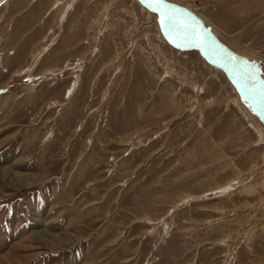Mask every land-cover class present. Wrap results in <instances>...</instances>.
<instances>
[{"label": "rangeland", "instance_id": "374dc122", "mask_svg": "<svg viewBox=\"0 0 264 264\" xmlns=\"http://www.w3.org/2000/svg\"><path fill=\"white\" fill-rule=\"evenodd\" d=\"M166 2L0 0V264H264V0Z\"/></svg>", "mask_w": 264, "mask_h": 264}, {"label": "snow or ice", "instance_id": "6c2138e0", "mask_svg": "<svg viewBox=\"0 0 264 264\" xmlns=\"http://www.w3.org/2000/svg\"><path fill=\"white\" fill-rule=\"evenodd\" d=\"M151 7L154 12H157L160 23H161V29H164V26L167 24L170 28H176L177 27V20L178 17L175 15L174 11L170 10V5L167 4L166 0H151ZM182 30L187 31L188 25L182 24L179 26ZM193 32H195V29H192ZM167 35V33H165ZM194 39L199 42L203 43V40L199 37V35H195ZM252 77H254V73L251 74ZM259 83V82H256ZM261 96L264 97V87L260 88Z\"/></svg>", "mask_w": 264, "mask_h": 264}, {"label": "water", "instance_id": "95a60500", "mask_svg": "<svg viewBox=\"0 0 264 264\" xmlns=\"http://www.w3.org/2000/svg\"><path fill=\"white\" fill-rule=\"evenodd\" d=\"M138 1V3L142 6V7H144V8H146V9H151L152 10V7H151V0H137ZM168 4V3H167ZM168 5H170V4H168ZM171 5H170V10L171 11H174V10H172L171 9ZM180 10V9H179ZM179 10H177L178 12H180ZM175 12V11H174ZM192 19L194 20V24H193V26L197 29V30H199L200 32H202V33H204V36L209 40V42L212 44V45H214L215 46V48L221 53V54H224V55H226L225 57H227V58H229L231 61H232V64H233V66L239 71V73L240 74H242V75H244V72L242 71V69H241V66H242V64H241V61H240V59L238 60L236 57H235V55L230 51V50H228L227 48H225L223 45H221L220 43H218L217 41H215L214 39H212L211 37H210V35L208 34V32L201 26V24L198 22V21H196V19H194L193 17H192Z\"/></svg>", "mask_w": 264, "mask_h": 264}, {"label": "bare ground", "instance_id": "6f19581e", "mask_svg": "<svg viewBox=\"0 0 264 264\" xmlns=\"http://www.w3.org/2000/svg\"><path fill=\"white\" fill-rule=\"evenodd\" d=\"M181 12H185V10H180ZM189 23H191L192 25L195 23L194 20H188ZM236 57V56H235ZM237 58V57H236ZM238 59V58H237ZM239 60V59H238ZM245 70L247 68H244ZM246 72H248L249 74H253L252 71L250 70H246ZM251 83H253L255 85V88L256 90L260 93V88L262 87L261 84H260V81L256 78V76L254 75L253 79L250 80ZM256 82H259V83H256ZM262 101L264 102V97H262ZM42 225V224H41ZM41 232L42 231H33L32 234L35 235V236H41Z\"/></svg>", "mask_w": 264, "mask_h": 264}]
</instances>
